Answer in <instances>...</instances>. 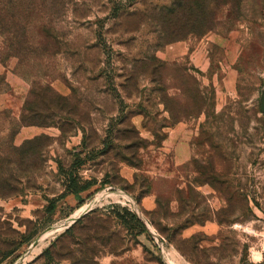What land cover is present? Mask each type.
<instances>
[{
	"label": "rangeland",
	"instance_id": "obj_1",
	"mask_svg": "<svg viewBox=\"0 0 264 264\" xmlns=\"http://www.w3.org/2000/svg\"><path fill=\"white\" fill-rule=\"evenodd\" d=\"M172 256L264 262V0H0V264Z\"/></svg>",
	"mask_w": 264,
	"mask_h": 264
},
{
	"label": "bare ground",
	"instance_id": "obj_2",
	"mask_svg": "<svg viewBox=\"0 0 264 264\" xmlns=\"http://www.w3.org/2000/svg\"><path fill=\"white\" fill-rule=\"evenodd\" d=\"M131 202V201H130ZM94 203V202H93ZM89 209V206L85 207L83 210L78 211L74 214V216L72 217V219L70 220V222L68 223L69 225H71L77 218H79L80 216H82L84 213H86ZM85 215V214H84ZM64 231V228H60L58 232H62ZM56 233H51L48 236H46L45 239H52L54 237ZM173 262L174 264H178V262L174 259V257L172 256Z\"/></svg>",
	"mask_w": 264,
	"mask_h": 264
},
{
	"label": "trees",
	"instance_id": "obj_3",
	"mask_svg": "<svg viewBox=\"0 0 264 264\" xmlns=\"http://www.w3.org/2000/svg\"><path fill=\"white\" fill-rule=\"evenodd\" d=\"M89 185H91V184L90 183L86 184L82 189H84V190L87 189V187H89ZM81 202L84 203L83 200ZM129 215H131L132 220L134 221V223L136 224V226L140 229V233H147L146 227L144 226V224H142L138 220V218L136 217V215H134V214H129ZM70 232H71V228L66 233H70ZM45 253L47 255V253H49V250L46 251ZM261 264H264V262H262Z\"/></svg>",
	"mask_w": 264,
	"mask_h": 264
},
{
	"label": "water",
	"instance_id": "obj_4",
	"mask_svg": "<svg viewBox=\"0 0 264 264\" xmlns=\"http://www.w3.org/2000/svg\"><path fill=\"white\" fill-rule=\"evenodd\" d=\"M74 222H75V221H74ZM72 224H74V223H72ZM150 233H152V235H154V236L156 235L154 231H151Z\"/></svg>",
	"mask_w": 264,
	"mask_h": 264
}]
</instances>
